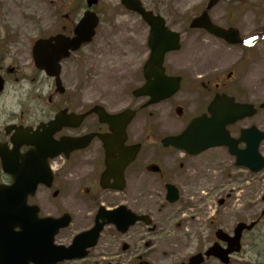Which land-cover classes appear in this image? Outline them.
<instances>
[{
    "label": "flooded vegetation",
    "instance_id": "1",
    "mask_svg": "<svg viewBox=\"0 0 264 264\" xmlns=\"http://www.w3.org/2000/svg\"><path fill=\"white\" fill-rule=\"evenodd\" d=\"M147 9L163 16L168 29L179 33L180 48L165 53L162 65L156 57V64L148 66L153 55L152 28L137 13V38L125 56L120 77L105 84L88 81L77 85L71 95H67L63 65L95 38L62 62L63 93H59L56 79L49 77L51 88L46 95L45 72L34 62L32 73L6 64L9 42L0 37V79L5 85L1 94L6 92L9 82L29 81L33 85L19 111H0V184L14 185L21 178L23 189L28 190L38 182L34 195H28L25 203L26 216L29 217L33 207H37L39 218H62L68 214L70 223L56 235L58 245L70 247L79 235L91 231L75 244L71 254L76 257L59 264H153L156 251L152 249L164 226L185 222V229L190 230L193 222H200L201 205L188 202V198H205L201 189L205 170L199 169L211 170L217 177V172L221 173L225 167L227 171V167L238 166L230 146H213L196 153L207 137L202 136L203 143H197L195 137L184 136L195 119L211 117L209 106L217 97L253 103L258 109L254 116L227 126L226 139L231 144L240 150L248 147L247 135H243L245 128L255 125L264 132V108H261L264 96L258 95L264 91L263 54L244 46L253 43L261 33H249L245 44H233L232 39L217 36L204 27L192 28L193 18L171 20ZM212 21L226 29L239 28L240 35L245 33L239 25H223L214 18ZM76 25L77 21L71 24L69 33L58 32L38 39L59 34L73 37ZM170 44L174 42L167 43ZM223 48L236 53L228 65L239 66L219 74L220 61L226 64ZM190 64L195 69L199 65L203 73L192 74L193 83L188 84L184 71ZM158 67H163L167 76L181 77V85L174 95L151 103L152 95L139 92L149 82L147 70ZM227 69L225 66L224 70ZM159 80L160 75L150 78ZM165 87L157 91L156 97L164 93ZM60 114L65 116L56 127L50 125ZM62 123L73 125L61 127ZM46 126L49 135L45 133ZM46 138L51 143L47 149H41L38 141ZM63 146L66 151L56 156ZM263 146L264 139L260 150ZM3 157L9 163V172L3 170ZM245 170L252 174L251 170ZM50 176V185L41 182ZM221 187L222 182L212 185L207 195L212 199L218 197L219 205L223 206L233 196V190L227 191L222 199ZM173 195L179 196L175 202L169 199ZM217 241L215 235L212 244ZM187 260L189 257L178 263Z\"/></svg>",
    "mask_w": 264,
    "mask_h": 264
},
{
    "label": "rangeland",
    "instance_id": "2",
    "mask_svg": "<svg viewBox=\"0 0 264 264\" xmlns=\"http://www.w3.org/2000/svg\"><path fill=\"white\" fill-rule=\"evenodd\" d=\"M86 1L0 0V37L2 40L7 39L10 52L6 64L16 65L32 73L35 69L31 53L34 42L42 36L58 32L69 33L71 24L78 21L88 8ZM141 1L147 8L171 20L194 18L202 12L208 2V0H195L191 4L182 6L179 0ZM11 4H16L18 10L10 14ZM93 9L99 14L101 20L94 42L73 54L63 65L62 75L67 87V95L74 92L75 86L85 85L88 81L98 85L118 79L125 56L135 45V41L133 43L132 41L135 36L137 38V12L127 9L122 0H101ZM45 14L46 16L50 14L49 19ZM211 15L223 25L241 26L245 30V36H249V33L252 35V32L262 33L258 35L252 47H245L260 50L263 54L261 62L264 63V0H221L213 8ZM112 28L116 29L111 31ZM112 44L114 52L108 55L105 52L106 46ZM222 53L226 64L223 65L220 61L217 70L219 74L229 72L239 66L228 65L231 60L235 59L236 53H232L228 48H223ZM210 58L212 59L213 56ZM225 66H228L227 71L224 70ZM242 72L243 69L238 71V75L240 76ZM201 73L203 71L199 65L195 69V66L190 64L184 71L188 80L186 82L193 83L191 75ZM34 74L37 75V72L35 71ZM39 79L41 80V76ZM32 88L33 85L29 81H21L19 84L9 82L6 92L3 93L4 96L0 97V111H19L20 103ZM50 88L51 80L45 75L46 95L49 94ZM258 95L264 96V91ZM262 99H259V102ZM261 151L264 154V146ZM199 170H205L201 181V189H204L205 198H188V202H198L201 205V220L199 223L193 222L190 230L185 229V222H180L181 224L177 226L173 223L164 226L158 232V243L152 249L156 251L153 264H177L178 261L198 251L206 250L212 245L218 228L233 233L235 222L240 220L248 223L257 220L259 223L252 231L244 233L242 250L232 256L229 264H264V215L262 216L264 170L249 174L242 168L227 167L226 171L225 167L221 173L217 172V177L211 170L203 167ZM225 171L226 173L223 174ZM230 174L233 175L232 178L228 177ZM221 182L223 199L227 191L233 190V196L226 199V205L223 206L219 205L218 197L212 199L207 195L212 185H219ZM183 212L184 210L181 214ZM171 233H175L176 236H169ZM204 264L223 263L216 258H209Z\"/></svg>",
    "mask_w": 264,
    "mask_h": 264
},
{
    "label": "water",
    "instance_id": "3",
    "mask_svg": "<svg viewBox=\"0 0 264 264\" xmlns=\"http://www.w3.org/2000/svg\"><path fill=\"white\" fill-rule=\"evenodd\" d=\"M217 1L218 0L210 1L207 10L194 20L192 27H206L215 34L234 37L235 33L238 31L237 29L231 28L230 30H225L213 24L209 17V9H211ZM98 2L99 0H88L89 7L92 8L95 4H98ZM123 3L127 8L141 13L145 20L151 24V47L153 48L151 61H156L155 58L157 57V61L161 65L163 56L167 51L179 48V35L169 31L165 27V22L160 16H155L152 12L145 10L140 0H123ZM98 23L99 17L97 13L88 10L77 25L74 38L59 34L49 39H39L35 43L33 48L35 63L38 68L45 70L49 76L57 77L59 91H64L60 82V62L64 58L69 57L71 51H76L82 44L92 41L96 34ZM241 41V38H238L233 42L239 43ZM168 42H174V45L168 46ZM160 72L163 76V68L161 67ZM163 78L167 80L164 82L167 84L165 87L166 93L164 94L165 96L158 98V100L172 95L179 90V78H167L164 76ZM151 87L162 89L163 84L161 81H158L153 83ZM3 88L4 82L0 79V93ZM217 104V102H214L210 107L212 118L208 120L199 118L190 126L189 132L193 136L198 138L203 133L217 134L219 129L222 130V132H226L225 127L229 123H234L245 116L255 113V109L252 105L247 106L246 104L232 103L230 109H225L219 108ZM245 131L259 132L256 127ZM263 138L264 134H260L259 137L248 141L249 146L247 149L233 150V153H236L238 156V165L250 167L255 172L264 168V158L259 153V143ZM222 144L230 145L227 141L221 140L216 143L208 144L205 148L209 147V145ZM4 167L6 169L5 163ZM22 183L24 182L17 179L13 186L0 185V264H28L30 262H34L35 264H57L65 258H72L73 256L70 253L76 248L75 245L66 248L54 244L55 235L58 230L70 223L69 216H66L63 220L51 217L39 219L37 216V209H33L29 222L27 221L26 224L22 225L26 221V216L24 214L25 207H23V205H25L28 196V190H23ZM36 185L37 184L30 186L32 193L35 191ZM178 198L179 196L176 195L169 197L172 202L177 201ZM17 215L20 217L25 216V218H18ZM15 219L21 224H15L13 226ZM254 225L255 222L251 225L240 223L236 228L235 237H229L223 230H219V238L230 240V246L228 249H224L219 244H216L207 251V255L218 256L225 263H229V254L235 250H239L241 247V237L244 229L251 230ZM16 226H20L21 230L17 232L15 230ZM77 241L75 244H77ZM203 261V255L199 254L192 258V262L189 264H201Z\"/></svg>",
    "mask_w": 264,
    "mask_h": 264
},
{
    "label": "bare ground",
    "instance_id": "4",
    "mask_svg": "<svg viewBox=\"0 0 264 264\" xmlns=\"http://www.w3.org/2000/svg\"><path fill=\"white\" fill-rule=\"evenodd\" d=\"M194 1H195V0H179L180 4H181L182 6H186V5H188V4H191V3H193ZM17 10H18V7H17L16 4H15V5H14V4H11V5H10V9H9L10 14H11V13H15V12H17ZM45 16H46V14H45ZM46 17L49 19L50 14H47ZM116 28H117V27H116ZM116 28H112L111 31H114ZM105 52H107L108 55H110V53L114 52V45L112 44V45H108V46H106Z\"/></svg>",
    "mask_w": 264,
    "mask_h": 264
}]
</instances>
